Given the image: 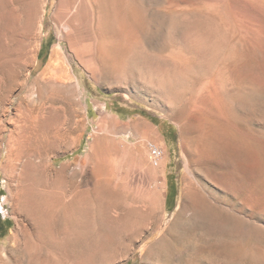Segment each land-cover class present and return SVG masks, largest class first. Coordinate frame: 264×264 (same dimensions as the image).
<instances>
[{
    "label": "rangeland",
    "instance_id": "1",
    "mask_svg": "<svg viewBox=\"0 0 264 264\" xmlns=\"http://www.w3.org/2000/svg\"><path fill=\"white\" fill-rule=\"evenodd\" d=\"M37 1L42 31L30 49L34 62L0 74V255L20 259L15 234L38 242L52 194L90 193L87 219L70 238L58 239L62 248L45 264H264L263 3L84 2L90 6L84 7L87 16L79 12L85 38L95 34V15L106 31L135 33L126 43L110 34L87 43L57 17L63 0ZM58 45L75 87L40 78ZM98 45L107 59H100ZM225 55L232 57L237 80L218 88L215 106L203 88L216 91L214 71ZM195 111L210 125L200 129L190 119ZM138 122L139 130L133 127ZM214 123L236 153L219 149L214 157ZM149 143L164 151L158 167ZM109 168L128 177L127 191L95 189ZM190 191L202 196L205 218L189 211ZM146 210L160 229L134 233L128 222Z\"/></svg>",
    "mask_w": 264,
    "mask_h": 264
},
{
    "label": "bare ground",
    "instance_id": "2",
    "mask_svg": "<svg viewBox=\"0 0 264 264\" xmlns=\"http://www.w3.org/2000/svg\"><path fill=\"white\" fill-rule=\"evenodd\" d=\"M77 1L78 0H63L60 8H58L56 15L58 18H60V20L65 22L66 28L68 30L69 29L72 30V32H74L76 36L82 37L83 40L87 39V43H89V41L91 43V41L93 39L94 40L97 39L98 42H101V41L103 42L106 38L107 39L110 38L109 34L112 35L111 38L115 39L114 41L124 42V41H127L128 39H130L132 34H135V33H133V31H130L129 29H126V28L116 30L114 27V29L112 30V28L110 27L112 31L111 32L106 31V29L103 28L104 26L102 24V21H103L102 16L95 18V16H96L95 15L92 19L89 18L91 20V22H90L91 26L94 25V27H95V28H93L90 26L91 28L95 29V34L93 33L94 30L92 29L93 30L92 34L91 35L89 34L85 38L84 33L82 31V27L86 23L84 21H82V18L80 15L81 13H79V12H83V10H84V12H85L84 14H85V16H87L86 14H88V12L86 10L88 7H90L88 5V7L86 8L87 5H85V4L87 2L92 3L93 4L92 7L93 6L98 7V5L101 2H102V4H104V0L103 1L102 0H90L91 2H89V0L88 1L87 0H79L78 5H77ZM115 1L117 2L118 0H115ZM260 1L264 5V0H260ZM84 2H86V3H84ZM38 3H39V1H37V0H0V6L4 8V10H3L4 12H0V74L5 75V74H7V72H10V70H13L16 68L22 69L23 67L28 66L29 63L34 62V57L29 58L30 49L37 42L39 32L42 31V24L38 22ZM111 3H113V2H111ZM118 3H120V2H118ZM84 7L86 8V10ZM112 9H113V7H112ZM98 13H99V11H98ZM132 16H133V13H132ZM138 16L139 15H137V17ZM85 19L87 21L86 17H85ZM141 19H142V17H141ZM141 19H138V20H141ZM87 22H89V20ZM137 23H139V22H137ZM137 23L135 25L138 26ZM115 25H117V24H115ZM109 26H112V25H109ZM139 26H141V25H139ZM107 30H108V28H107ZM93 42H95V41H93ZM131 42H133V40L132 41L130 40V43ZM124 43H126V42H124ZM72 46H74V45H72ZM97 51L99 52L98 54H99L100 59H103V60L107 59L106 54H104V47L102 45H98ZM225 56H224V58L222 57L223 64L220 63V64H222V66H220L218 68V70L214 71L215 72L214 73V81L216 83V91L217 92L215 91L214 87H213V90L215 93L212 92L213 90L211 91V89L208 85H205V87L203 86L204 87L203 92H206L205 95H206L207 103L209 101V104H211V105L215 104V106H217V104H219V101L217 100V96L221 100V98L219 96L218 88L220 87V89H221L224 86L229 85L230 82H236V80H237L236 74H235L234 69H233L234 64L231 63L232 57H231V55H228L226 57ZM176 59L180 60L181 58L179 56ZM40 78L42 80H44L46 83H48L47 81H56L58 84H60L62 86L75 87L76 84L78 85V82L72 76L70 69H69L68 65L66 64V60H65L63 49H62L61 45H58L53 49L50 61L47 64L46 68L44 69L43 73L41 74ZM159 81H160L161 85L165 83V81L163 79L159 80ZM45 82H43V83H45ZM56 82H55V84H57ZM204 100H205V98H204ZM204 100H202V101L205 102ZM206 107H208V106H206ZM197 110L199 111L200 109H197ZM198 111H195V113H193V115H191L190 119L192 121L193 120L196 121V125L200 126V129H202L201 127H203L205 125H210V124H208V123L206 124V119L203 118L206 116H203L204 115L203 114L202 115L203 117H202L200 115L201 113H199ZM200 112H202V111H200ZM141 125H142V123L138 122V123L134 124L133 127L136 128L137 130H139V128H141ZM220 126L217 123L213 124V129H214L213 131L214 132L211 135V137H213V139L215 141L214 143H216V149H215L216 153L213 152L214 157L216 156V154H219L217 151L219 149H222L223 151H226V152H227V150H228V152H230L232 150V152H235V153L238 151L237 147L233 146L232 144H230L229 142L226 141L225 130L223 128L221 129L222 126L221 127ZM197 128H199V127H197ZM205 128L206 127H204V130H205ZM20 129H22V128H20ZM149 131H150V127H149ZM147 132H148V130L146 131V133ZM206 148H207V146H206ZM112 154H113V152H112ZM244 160L247 161L246 159H244ZM100 161L102 162V160H100ZM200 161H201V159H200ZM241 161H243L242 158H241ZM106 162H107V159H106ZM102 163H104V162H102ZM247 163L249 164V162H247ZM244 164H246V162ZM212 165H215V164H212ZM104 166H105V163H104ZM246 166H248V165H246ZM214 167H216V166H214ZM244 168L245 167H243L242 165H239V169L241 170L242 173H245V171H246V170H244ZM106 170H107V168H106ZM249 170H251V169H249ZM109 171L111 173H109L108 176H105L103 179L96 182L95 189L101 190V192L102 191H110V190H114V189L127 191L128 184H129L127 181L128 177L124 176V175H117L115 173V171L113 170V168H111V169L109 168ZM225 171L227 172V170H225ZM105 172L106 171H104V173ZM249 173L251 174V172H249ZM229 178H230V176H229ZM245 178H247V177H245ZM222 179L225 180L224 178H222ZM248 183H250V182H248ZM248 191H250V190H248ZM188 193L186 195L191 200V203H190L191 209L189 211L192 212V216H196V217L198 216V217L205 218L206 206H205V202H204L202 196H200L197 192L190 191ZM247 194L248 193L246 192V195ZM248 195H247V197H248ZM51 196H54V197H48L45 201V209L43 210V216H42L44 219V223L43 222H42L43 224L40 223L41 224L40 228H41V231L43 233L42 237L39 236L40 238H39L38 242L37 241L34 242V236L32 239L31 238L32 236L27 237V235H28L27 234L26 236H23L22 239H19V235L15 234L12 239L15 241L14 243H16V248L19 252L20 259L12 261V260H9L8 258H6L5 256L0 255V264H20L23 261L30 262V264H45V262L48 261V260H46L47 256H49V254L53 253L54 251L56 252L58 250V248L60 247L61 242L58 239H63V238L69 237L71 235L72 231L74 230V228L78 225V223L81 222L82 220L87 219L88 210L90 207L89 205H90V202L92 201V196H90V193L73 194V195H69V196H67V195L59 196V194H57V195L52 194ZM248 200H249V198H248ZM158 202L160 203L161 208L165 209V198L162 194L158 195ZM146 211H148V210H146ZM40 212H42V211H40ZM128 226L130 227V229L134 233L138 231V233H145V234L148 233V235H149V233L151 234L153 231L160 229L159 220H158V218L154 217V213L152 211H148L145 213H139L130 222H128ZM150 226H151V228H150ZM35 240H36V238H35ZM60 248H62V247H60ZM54 254H56V253H54ZM49 263H50V261H49Z\"/></svg>",
    "mask_w": 264,
    "mask_h": 264
},
{
    "label": "built area",
    "instance_id": "3",
    "mask_svg": "<svg viewBox=\"0 0 264 264\" xmlns=\"http://www.w3.org/2000/svg\"><path fill=\"white\" fill-rule=\"evenodd\" d=\"M151 162L155 167H158L161 165L162 160L164 159V151L155 145L154 143H149L148 145Z\"/></svg>",
    "mask_w": 264,
    "mask_h": 264
},
{
    "label": "trees",
    "instance_id": "4",
    "mask_svg": "<svg viewBox=\"0 0 264 264\" xmlns=\"http://www.w3.org/2000/svg\"><path fill=\"white\" fill-rule=\"evenodd\" d=\"M1 220V219H0ZM2 221V220H1ZM3 222H6V221H3Z\"/></svg>",
    "mask_w": 264,
    "mask_h": 264
}]
</instances>
